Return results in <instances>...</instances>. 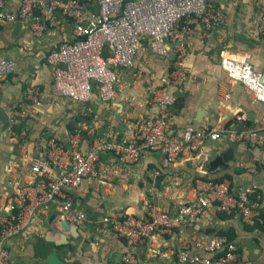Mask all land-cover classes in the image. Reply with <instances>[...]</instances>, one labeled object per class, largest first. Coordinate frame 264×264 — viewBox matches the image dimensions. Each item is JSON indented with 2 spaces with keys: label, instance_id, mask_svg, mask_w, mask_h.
I'll return each instance as SVG.
<instances>
[{
  "label": "crops",
  "instance_id": "crops-1",
  "mask_svg": "<svg viewBox=\"0 0 264 264\" xmlns=\"http://www.w3.org/2000/svg\"><path fill=\"white\" fill-rule=\"evenodd\" d=\"M220 1L225 24L212 32L197 25L187 39L186 81L181 89L171 90L176 98L170 109L174 136L180 137L187 128L220 123L230 126L234 114L244 115L251 127L263 117L264 106L254 101L246 88L232 82L219 62L222 57L243 58L256 72L264 71V38L257 35L264 0ZM18 6L19 0H7L5 11L15 13ZM72 29V24L63 20L62 27L37 38L21 23L0 26V58L15 63L14 72L1 83L0 107L8 115L22 106L29 111L24 123L27 143L11 134L20 130V125L11 124L4 132L0 121V213L17 184L29 180L32 161L46 141L51 137L65 138L68 125L73 124L76 131L83 127L82 152H87L91 143L106 133L120 140L129 139L134 121L157 115V110L148 104V92L161 86L171 64L170 60L151 56L145 45L134 68L123 72L113 103L101 101L96 88L87 105H74L54 92L53 68L46 57L71 39ZM28 88L39 90L40 106L25 101ZM16 144L20 145V153L13 157ZM227 150L230 154L224 166L211 169L210 162ZM158 178L162 181L156 188L154 181ZM196 179L229 181L232 188L256 186L264 207V150L220 140L207 142L200 152L185 154L172 163L159 153L144 152L135 166L126 165L117 155L102 154L96 176L69 191L75 208L85 212L90 222L75 230L70 219L50 206L25 235L11 243L12 260L16 264H46L33 254L34 241L42 239L53 245L63 264H126L124 240L103 226L101 219L126 214L141 217L148 204L175 215L181 205L194 201ZM179 236L195 242L222 236L238 246L240 260L264 264V226L246 225L238 215H227L213 207L197 222L182 224L172 235L156 236L151 243L136 248L134 264H180L175 256ZM192 249L198 256H209L200 248Z\"/></svg>",
  "mask_w": 264,
  "mask_h": 264
},
{
  "label": "built area",
  "instance_id": "built-area-1",
  "mask_svg": "<svg viewBox=\"0 0 264 264\" xmlns=\"http://www.w3.org/2000/svg\"><path fill=\"white\" fill-rule=\"evenodd\" d=\"M6 2L0 0V26L21 23L39 38L62 27L63 20L72 24L71 39L48 54L46 61L53 68L54 92L74 105L89 104L95 88L101 101L113 103L123 72L134 68L143 45L151 56L170 60L171 68L161 86L148 92V104L157 115L134 121L129 139L120 140L106 133L82 152L81 127L65 138L46 141L32 161L29 180L17 184L0 213V264H16L10 253L11 243L25 235L50 206L74 224L90 222L85 212L75 208L69 191L96 176L102 154L117 155L126 165L135 166L144 152L159 153L172 163L185 154L200 152L207 142L220 140L264 150V114L254 127L247 124L244 115L234 114L230 126L220 123L187 128L180 137L172 135L170 109L176 98L171 90L181 89L186 81L187 39L197 25L212 32L225 24L220 0H19L15 13L5 11ZM257 35L264 38V6ZM219 64L232 82L246 88L253 100L264 106V71L256 72L243 58L222 57ZM14 70V61L0 58V86ZM25 101L40 106L39 90L28 88ZM28 116L24 106L9 112L11 124L21 126L11 134L23 143L28 139L24 126ZM193 188L194 201L181 205L175 215L148 204L141 217L126 214L101 219L103 226L124 240V263L134 264L136 248L151 243L156 236L172 235L182 224L197 222L212 207L227 215H238L246 225L264 226V207L256 186L232 188L229 181L196 179ZM193 246L209 256L196 255ZM175 256L180 264H247L240 260L238 246L222 236L197 242L179 236Z\"/></svg>",
  "mask_w": 264,
  "mask_h": 264
},
{
  "label": "water",
  "instance_id": "water-1",
  "mask_svg": "<svg viewBox=\"0 0 264 264\" xmlns=\"http://www.w3.org/2000/svg\"><path fill=\"white\" fill-rule=\"evenodd\" d=\"M0 121L3 124L2 130L5 132L11 127V122L9 115L7 112L0 107ZM68 133H74L76 131V128L73 124H70L66 128ZM230 151L227 150L224 154L221 156H216L211 162H210V168L215 169L218 166H224V162L228 159ZM13 157L18 155L20 153V145L16 144L14 146L13 151ZM162 181V178L156 179L154 181L156 188L159 187V183ZM70 222V221H69ZM78 225L75 224V230H77ZM33 254L34 257L42 262H45L46 264H63L62 260L56 254V252L53 250V245L46 243L42 239H37L34 241L33 244Z\"/></svg>",
  "mask_w": 264,
  "mask_h": 264
}]
</instances>
